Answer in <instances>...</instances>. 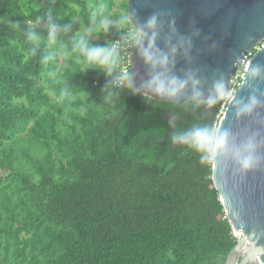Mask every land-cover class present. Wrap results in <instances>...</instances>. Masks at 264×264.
Returning <instances> with one entry per match:
<instances>
[{
  "label": "trees",
  "instance_id": "1",
  "mask_svg": "<svg viewBox=\"0 0 264 264\" xmlns=\"http://www.w3.org/2000/svg\"><path fill=\"white\" fill-rule=\"evenodd\" d=\"M127 1L0 0V264H223L237 243L212 159L170 139L216 127L222 99L107 96L77 54L64 67L27 52L23 29L48 7L72 22L68 48L97 5L119 17Z\"/></svg>",
  "mask_w": 264,
  "mask_h": 264
},
{
  "label": "clouds",
  "instance_id": "2",
  "mask_svg": "<svg viewBox=\"0 0 264 264\" xmlns=\"http://www.w3.org/2000/svg\"><path fill=\"white\" fill-rule=\"evenodd\" d=\"M49 5L54 6L55 0H49ZM59 20L50 6L31 26L26 25L23 31L28 54L38 58L44 66L59 58L65 62L64 67H68L72 55L77 54L76 59L84 65V72L93 70L104 75L103 91L107 96L113 94V89L118 94L128 90L134 96L149 100H177L190 93V99L197 104L203 102L211 107L226 95L222 78L212 82L205 97V81L199 72L188 70L183 76L176 74L177 56H182L186 62L191 61L193 37L199 36V31L194 30L190 36L179 34L170 12L156 11L140 22L135 11L128 10L124 15L114 17L103 4H99L89 15L86 26L72 33L68 48L64 47L63 37L71 31L72 22L60 24ZM12 26L20 27L13 22ZM41 28L46 36L41 34ZM113 29L119 33V39L104 44L94 42L101 38V34L107 35ZM161 41L163 47L159 46ZM129 50L131 53L135 50L147 69V79H142L139 87L132 63H125V54ZM246 82H249L248 96L232 101L235 117L237 120L252 118L259 127H264V92L252 86L264 83V64H251L243 84ZM170 139L172 143L198 153L201 163L209 159L224 160L242 173L264 166V135L259 129L237 134L230 128L218 129L205 124L174 131Z\"/></svg>",
  "mask_w": 264,
  "mask_h": 264
},
{
  "label": "water",
  "instance_id": "3",
  "mask_svg": "<svg viewBox=\"0 0 264 264\" xmlns=\"http://www.w3.org/2000/svg\"><path fill=\"white\" fill-rule=\"evenodd\" d=\"M128 10L135 11L140 22L156 11L170 12L179 34L190 36L194 30L199 31V36L193 37L191 61L177 56L175 72L179 76L188 70L199 72L205 81V97L215 79L222 78L228 90L229 80L243 55L260 41L263 45L252 55L246 72L251 64H264V0H128ZM159 46L163 47L162 41ZM130 63L139 87L141 80L147 79V69L135 50ZM246 72L216 128H230L237 134L259 129L264 135V127H259L252 118L235 117L233 99L246 98L250 91L249 82L243 84ZM252 86L264 92V83ZM163 101L194 100L189 93L177 100ZM211 178L238 236L223 264H264V166L242 173L224 160L212 159Z\"/></svg>",
  "mask_w": 264,
  "mask_h": 264
},
{
  "label": "built area",
  "instance_id": "4",
  "mask_svg": "<svg viewBox=\"0 0 264 264\" xmlns=\"http://www.w3.org/2000/svg\"><path fill=\"white\" fill-rule=\"evenodd\" d=\"M119 38H120V36L115 37L113 40H117ZM262 45H263V41L258 42L252 49L248 50L243 55L242 59L240 60V64L238 66V69L236 70L234 75L229 80V83H228L229 87H228V90L226 91V95L222 98L220 110H219V113L217 115L218 121L220 119V116H221L228 100L232 97V95L235 93L236 89L240 85L242 78L244 77V74L246 72L247 65H248L252 55L255 53V51L260 49L262 47ZM130 60H131V50H129L125 54V63L126 64L130 63Z\"/></svg>",
  "mask_w": 264,
  "mask_h": 264
}]
</instances>
